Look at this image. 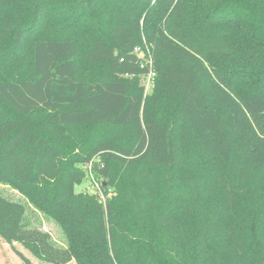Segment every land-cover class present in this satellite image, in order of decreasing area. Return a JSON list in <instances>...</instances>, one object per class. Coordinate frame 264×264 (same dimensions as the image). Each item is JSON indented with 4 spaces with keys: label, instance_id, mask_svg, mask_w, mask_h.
I'll use <instances>...</instances> for the list:
<instances>
[{
    "label": "trees",
    "instance_id": "trees-1",
    "mask_svg": "<svg viewBox=\"0 0 264 264\" xmlns=\"http://www.w3.org/2000/svg\"><path fill=\"white\" fill-rule=\"evenodd\" d=\"M14 126L4 242L46 264H264V0H0ZM89 175L101 196L75 190Z\"/></svg>",
    "mask_w": 264,
    "mask_h": 264
},
{
    "label": "rangeland",
    "instance_id": "rangeland-1",
    "mask_svg": "<svg viewBox=\"0 0 264 264\" xmlns=\"http://www.w3.org/2000/svg\"><path fill=\"white\" fill-rule=\"evenodd\" d=\"M149 61L150 62L152 61L151 58L149 59ZM129 78H131V76H129ZM147 79H148V74H141L137 79L138 84L143 87V91L146 94L151 91L150 89L147 92H145V83L147 82ZM149 81H150V85L153 87L154 78L150 77ZM167 106H170V109L173 107L172 105H167ZM13 130H15V126L12 129H7L5 131L3 130L4 132L2 133L0 140H3L6 137V135ZM15 132H16V137L14 138V140L13 139L10 140V144L7 147H5L2 151L10 152L23 144L24 137L22 136L21 132L18 130H16ZM92 175H89L88 178L83 179L81 184L75 187V190L84 191L88 193H97L100 195V190L98 188L99 186L97 182L98 180L96 177ZM0 193L14 200H22L21 196L16 190L4 184H0ZM26 218L28 223H30L31 225H37L42 227L43 230L50 232L51 235L55 237L57 240L62 241V236L60 235L58 229L51 222L45 220L42 215L33 211L29 207L26 210ZM23 256L27 258L31 264H46L40 261L39 259H37L36 257H34L20 243L13 242L12 244H8L0 239V264H26L22 258ZM67 264H76V263L75 261H70Z\"/></svg>",
    "mask_w": 264,
    "mask_h": 264
},
{
    "label": "built area",
    "instance_id": "built-area-1",
    "mask_svg": "<svg viewBox=\"0 0 264 264\" xmlns=\"http://www.w3.org/2000/svg\"><path fill=\"white\" fill-rule=\"evenodd\" d=\"M134 51H135L136 53H138V52H139V49H138V48H135ZM141 53H142V52H139V55H141ZM149 63H150V62H149ZM147 74H148V79H147V82L145 83V92H147L148 90H150V89L152 88V86L150 85L149 78H150V77H152V78L154 77V71L150 70V72L147 73Z\"/></svg>",
    "mask_w": 264,
    "mask_h": 264
},
{
    "label": "water",
    "instance_id": "water-1",
    "mask_svg": "<svg viewBox=\"0 0 264 264\" xmlns=\"http://www.w3.org/2000/svg\"><path fill=\"white\" fill-rule=\"evenodd\" d=\"M141 55H143V53H141Z\"/></svg>",
    "mask_w": 264,
    "mask_h": 264
}]
</instances>
